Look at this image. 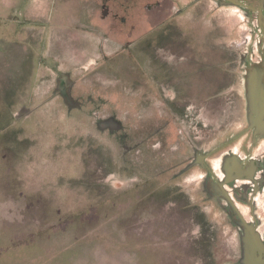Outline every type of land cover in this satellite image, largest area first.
<instances>
[{"label":"rangeland","instance_id":"obj_1","mask_svg":"<svg viewBox=\"0 0 264 264\" xmlns=\"http://www.w3.org/2000/svg\"><path fill=\"white\" fill-rule=\"evenodd\" d=\"M204 6L199 15L185 9L164 30L186 57L165 55L179 71L170 83L185 99H158L147 82L156 70L148 57L141 60L146 76L130 59H115L105 79L111 96L105 117L133 123L172 106L188 115L187 129L198 140L221 127L224 141L246 127L243 75L246 64L259 61L261 30L251 34L237 9ZM63 7L56 0H0V264H240L239 233L198 192L196 170L172 182V173L126 174L107 131L104 138L63 104L28 102L27 90L42 87L39 77L29 88L13 87L11 48L27 47L28 34L35 43L47 36L51 47L55 33L69 27ZM137 48L143 51L144 43ZM227 81L236 93L221 89Z\"/></svg>","mask_w":264,"mask_h":264},{"label":"flooded vegetation","instance_id":"obj_2","mask_svg":"<svg viewBox=\"0 0 264 264\" xmlns=\"http://www.w3.org/2000/svg\"><path fill=\"white\" fill-rule=\"evenodd\" d=\"M182 1L56 0L59 6L65 5L66 15L62 18L69 27L64 31L61 27L55 33L57 37L48 49L47 36L44 41L41 39V43L38 40L37 48L31 34H28L27 48L31 52L39 50V66L48 71L47 75L44 71L40 76L42 87H38L34 93L27 90L28 102L63 104L70 116L81 117L104 138L107 131L108 139L120 150L119 159L126 174L140 178L149 173L153 178L151 175L172 173V182L196 170L198 175L193 182L200 185L198 192L215 203L218 215L228 218L230 228L239 233L240 248L242 221L252 224L264 242V137L257 136L250 128L245 81L247 67L262 60V41L255 52L259 55V61L246 64L243 75L246 127L230 134L224 141L219 136L221 127L213 128L206 140L205 137L198 140L191 136L186 126L188 115L182 117L181 110L172 106L166 107L162 113L141 114L133 123L116 120L113 116L105 117V104L111 99L107 85L105 89V79L109 75L107 68L112 66L115 59L124 62L130 59L138 73L142 74L144 65L141 60L143 56L148 57L156 70L147 74V82L158 94V99L163 104L180 103L185 99L178 90L179 85L171 84L172 81L176 82L175 76L179 71L168 65L166 56L171 51L173 58L184 60L186 57L183 49L172 47L174 42L168 37L170 33L164 32L172 28L170 24L174 26V20L185 9H191L195 15H199L207 3L208 6L214 4L216 8L237 9L248 20L250 33H256L259 28L263 37L264 0H184L183 6ZM14 11H10L11 22L15 19ZM142 43L145 46L143 51L137 50ZM46 52L53 58L46 61ZM249 53H253V48ZM67 56L65 65L58 63ZM185 66H188L187 63ZM182 72L185 76L181 77L180 82L184 83L188 75L186 77L187 72ZM123 74L129 76L125 71ZM142 76H146V73ZM138 78L140 80L137 77L135 82ZM35 81L36 78L29 87ZM226 83L221 89L230 90L232 94L237 92L234 91L237 86L234 81ZM23 113L24 110L16 116ZM199 126L196 124L194 128L200 130Z\"/></svg>","mask_w":264,"mask_h":264},{"label":"water","instance_id":"obj_3","mask_svg":"<svg viewBox=\"0 0 264 264\" xmlns=\"http://www.w3.org/2000/svg\"><path fill=\"white\" fill-rule=\"evenodd\" d=\"M264 29V22H263ZM264 44V34L262 37ZM248 121L255 134L264 137V54L260 63H253L247 67L245 76ZM240 264H264V242L259 232L252 224L242 221Z\"/></svg>","mask_w":264,"mask_h":264},{"label":"crops","instance_id":"obj_4","mask_svg":"<svg viewBox=\"0 0 264 264\" xmlns=\"http://www.w3.org/2000/svg\"><path fill=\"white\" fill-rule=\"evenodd\" d=\"M33 44L38 48V42L33 41ZM20 47L11 48L7 65L11 67L13 87L29 88L31 81L40 78L44 71L39 66V50L31 52L25 45Z\"/></svg>","mask_w":264,"mask_h":264}]
</instances>
